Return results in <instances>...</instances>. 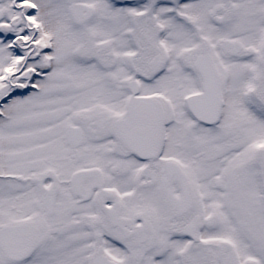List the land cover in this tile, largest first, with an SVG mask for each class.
<instances>
[{"label":"snow or ice","instance_id":"snow-or-ice-1","mask_svg":"<svg viewBox=\"0 0 264 264\" xmlns=\"http://www.w3.org/2000/svg\"><path fill=\"white\" fill-rule=\"evenodd\" d=\"M0 264H264V0H0Z\"/></svg>","mask_w":264,"mask_h":264}]
</instances>
